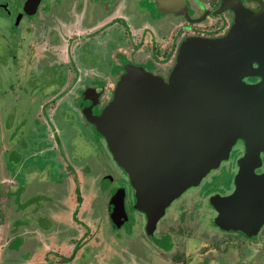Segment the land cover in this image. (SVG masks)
Wrapping results in <instances>:
<instances>
[{
    "label": "flooded vegetation",
    "instance_id": "flooded-vegetation-1",
    "mask_svg": "<svg viewBox=\"0 0 264 264\" xmlns=\"http://www.w3.org/2000/svg\"><path fill=\"white\" fill-rule=\"evenodd\" d=\"M260 11H264V0H0V81L9 82L4 90L1 87L0 91L4 94L0 97L10 98L25 91L27 98L35 100L32 108L36 111L32 116L30 132L28 130L23 138L26 140L24 144L22 138L14 141L17 134L11 132L12 126L7 128L9 142L1 137V133L0 140L8 144V150L13 149V145L18 146V149L33 146L29 157L41 161L40 167L33 170V180L39 178V172L49 178L45 191L55 194L56 198L58 196V203L60 182L69 173L74 176V180L79 182L74 191L78 202L74 215L79 209H85L92 198L96 199L92 185L96 191L105 194L114 189L108 194V202L93 210L94 214L97 211L102 217L101 222L99 217L96 218L97 223H92L95 237L102 241L99 245H93L94 253L101 251L94 255L90 264H148L149 258L143 255V242H152L157 251L155 254L168 257L171 261L168 264H264V142L261 139L238 138L218 168L211 170L198 186L185 190L166 207L150 235L146 229L150 217L146 209L137 204L136 197L145 188L135 187L130 180V171L133 173L136 169L137 176H142V179L155 176L148 170L151 167V155L135 156V151V154L126 157L137 163L128 165L129 169L124 164L121 166L108 146L107 137L97 133L94 125L86 119V114L98 115L101 112L113 99L115 89L126 78L125 75L134 69L166 82L177 76L174 73L178 65L183 63L182 71H186L182 73L185 87H192L193 78L204 79L207 90L201 95L202 101L205 97L206 102L210 103L219 96L215 93L216 89L219 90V86L215 85L217 79L234 80L238 77V71H241L237 67L239 63L252 65L244 69L247 75L244 80L257 84L263 77L258 76L263 70L258 71V60H240L237 63L226 57L192 58V47L188 45L194 42L192 40H222L239 28V38L244 33L253 34L264 30V20L258 22L247 19ZM237 44L239 42L234 46ZM261 63L264 64V61L261 60ZM31 83L36 86L32 87ZM234 86V82L230 84V87ZM68 87L70 90H67ZM174 92L176 95L177 90ZM189 94H192L191 88L186 89V96ZM224 94L230 95L231 90L220 95ZM65 95L67 98L62 101ZM13 99L12 102L17 98ZM59 99L60 102L52 104L49 110V103ZM4 101L8 103V100ZM172 108L176 110V106ZM206 108L207 111L209 108L224 111L214 104L204 106L203 110ZM140 109L144 110L145 107ZM63 114L67 117L60 125ZM155 120L156 124L160 123V115ZM74 123L86 128L94 146L106 145L109 164L105 162L103 167L111 169V162L113 170H91L87 163L76 160L67 144V131L62 128L64 124ZM145 125H137V129H142V136L135 139L133 133L127 142L138 144L159 141L158 135H145ZM152 132L155 135V130ZM48 135L53 138L56 149L54 145H48ZM60 147L64 158L70 162L65 167L67 173L60 170L63 166ZM145 148L142 146L137 150L144 151ZM113 172L127 180L133 202L129 201L126 186H114L117 176ZM85 173L89 175L86 181L91 183H85L80 177V174ZM0 175L14 178L1 179L0 187H10L11 191L6 196L9 200L13 197L14 203L20 201H15L12 191L17 186L21 194L23 188L18 179L23 177L22 180L26 181V176L21 173L15 175L13 170L12 173ZM105 179L112 183L104 187L102 182ZM159 183L158 180L156 184ZM118 195H123V207L128 216L120 227L118 225L126 215L118 203ZM47 198L49 200L43 203L45 210L49 206L48 202L55 200L50 195ZM129 202L139 212V226L133 235L115 236V233L124 231V226L131 218ZM144 206L149 209V213L154 211ZM104 214L106 218H103ZM57 217L56 212H51L48 217L50 223H47L50 225L41 228L39 233L34 231L30 223L19 224L15 221V227L19 225L20 230L10 237L5 252L10 257L4 259L3 264H43L40 262L41 251L34 252V249L36 242L42 240L40 237L46 235L51 244L45 246L55 247L61 260L69 263L79 258L81 246L78 242L74 243L72 253L67 254L66 245L56 244L53 235L49 234L57 225ZM152 237L162 238V241L156 243ZM165 238L171 240L169 244L164 242ZM24 239L29 248L18 259L17 252ZM128 239L138 241L142 249H135L133 243L122 248ZM182 240L188 241L186 250L178 249ZM48 264L56 263L50 260Z\"/></svg>",
    "mask_w": 264,
    "mask_h": 264
},
{
    "label": "water",
    "instance_id": "water-1",
    "mask_svg": "<svg viewBox=\"0 0 264 264\" xmlns=\"http://www.w3.org/2000/svg\"><path fill=\"white\" fill-rule=\"evenodd\" d=\"M263 12L255 13L247 19L261 22L264 20ZM240 33L239 28L222 40H192L194 42L188 46L192 47V58L226 57L237 63L240 60H258V71L263 68L258 76L263 77L257 84L244 80L247 76L244 69L252 65L239 63L237 67H240L241 71H238V77L234 80L217 79L215 85L219 86V90L216 89L215 93L219 96L213 98L215 102L210 103L206 102L205 97L202 101L201 95L207 90L203 84L204 79L193 78L192 87H187L192 89V94L186 96V82L182 78V73L186 72L182 71L183 63L178 65L177 72L174 73L177 76L166 82L134 69L125 75L126 78L115 89L113 99L98 115L86 114L87 121L94 125L96 132L107 137L108 146L121 166L124 164L129 169L128 165L137 163L126 157L135 154V151V156L151 155L148 156L152 159L148 170L155 176L142 179V176H137L136 169L133 173L130 171V180L135 187L145 188L143 192H138L136 197L137 204L145 208L150 217L146 228L150 235L153 234L157 221L164 215L166 207L185 190L198 186L211 170L218 168L238 138H257V141L261 139L260 141L264 142V64L261 63V60L264 61V30L253 34L244 33L239 38ZM238 42L239 44L234 46ZM230 73H234L232 69ZM233 82L235 86L230 87ZM187 84L190 86V83ZM175 90L176 95L173 94ZM230 90V95H220ZM160 100L163 102H159ZM213 104L224 111L213 108L203 110L204 106ZM173 106H176V110ZM144 107V110L140 109ZM157 115L161 118L158 124L155 120ZM142 121L146 124L145 135H158L159 141L138 144L132 142L135 145L127 142L131 140L133 133L135 139L142 136V129H137V125L144 124ZM154 130L155 135L152 132ZM142 146L155 151L147 148L138 151L137 148ZM201 163L203 164L199 166ZM158 180L160 183L156 184ZM116 198L123 207V195ZM144 205L154 211L149 213V209ZM122 209L126 215L124 207ZM127 219L126 215L118 227Z\"/></svg>",
    "mask_w": 264,
    "mask_h": 264
},
{
    "label": "rangeland",
    "instance_id": "rangeland-1",
    "mask_svg": "<svg viewBox=\"0 0 264 264\" xmlns=\"http://www.w3.org/2000/svg\"><path fill=\"white\" fill-rule=\"evenodd\" d=\"M1 86L0 90L9 83L8 81H0ZM32 87L36 86L35 83L30 84ZM2 87V88H1ZM67 90H70V87L67 88ZM62 91V90H61ZM2 94L3 91H0V96H3ZM14 102H12L14 99ZM67 98L65 95L62 99L64 101ZM4 100H8V103ZM6 102V104L4 103ZM60 102V99L58 101H55L53 103H49V110L52 104L57 105V103ZM35 100H31L27 98L26 92H22L19 95H15L10 98H4L2 99L0 97V133L1 137L3 139H6L9 142V131L7 130L8 127L12 126L13 134L16 133L14 137V141L19 139V138H24L27 135V132L31 129V124H33V115L35 114L36 111L32 108L34 107ZM5 104V107H4ZM36 110V109H35ZM51 113V111H49ZM67 116L64 114L61 116L60 120V125H63L62 123L66 119ZM5 128V129H4ZM64 131H67V138L68 143L70 146L71 152L74 154L76 160L78 162H84L87 163L88 166L91 168V170H101V172L107 171V170H113V166L110 162L111 169L104 168V163L106 162L109 164V157L107 156V150H105L106 145L104 144H97V146H94L93 142L91 141L92 139L89 137V133L86 130V128L82 127L80 124H70L66 125L64 124V127H62ZM6 130V131H4ZM93 134H95L92 131ZM11 134V133H10ZM29 136V133H28ZM48 137V145L55 146L56 149V144L53 141V138ZM23 139V144L26 142ZM65 139V140H66ZM33 146H28V149L23 148V149H18V146L13 145V149L8 150V144L0 140V174H8V172L12 173V170L14 171V174L17 175L18 173L24 174L26 176V181L22 180L23 177H19L18 181L20 182V185H22L23 188V194L19 193L17 186L13 188L14 194L13 196L15 197V201H20L14 203L13 202V197L8 198L9 195L8 192H10L11 189L7 185L5 187H0V264H3V260L10 257L5 254L7 247H8V242H10V237L12 234L17 233L19 229V225L15 227V221H18L20 224L21 222L30 223L34 229V231L37 233L40 232L41 228L49 226L50 223L48 217L50 216V213L56 212L57 214V219L55 222L57 225L53 228L50 235H53V238L55 239V243L59 245H66V253L71 254L72 249L74 246L75 242H78L79 245L81 246L80 249V257L77 258L73 262H66L64 260L60 259V255H58L56 252V248H48L45 245H50L51 241L47 240L46 236L45 237H40L42 240L40 242H36V246L34 249V252L40 250L41 251V259L40 262L43 264H48V261L52 260L56 264H90L92 260L95 258V254H100L101 250L93 252V245H99L102 240L99 238L95 237V230L93 228L92 223H97L96 218L100 217V222H101V215L96 211V213H93V210L95 208H100L103 207L104 204L108 202V194L110 192H113L114 189H112L110 192H100L96 191V188H93V196H96V199L92 198V201L87 204V207L85 209H79L77 214L74 215V211L78 206L77 199L75 198V188L77 183L74 180V176L71 175L70 173L67 174V177L64 179V181L61 183L60 182V203L57 202V198L55 194H52L50 191L47 192L46 187L49 185V181L47 177H43L42 174L39 172V178L37 180H33V177L35 175L34 169L40 167V162L37 159L34 160V158L29 157L31 154ZM61 147H63L61 145ZM60 147V154L63 158V166L60 168L61 171H65V167L67 166L68 163H70L67 159H65L63 156V149ZM64 148H66V145H64ZM102 153H104V156H102ZM97 154L99 156H97ZM54 160H56V155L54 157ZM60 157V161H61ZM5 164V165H4ZM13 164V165H12ZM10 168L12 170H10ZM45 168V167H44ZM43 168V169H44ZM112 172V171H111ZM114 173V172H113ZM116 177V181L114 183L115 185L122 184L123 186H126L128 188V197H130V188L128 186L127 180L124 177H118L117 173H114ZM22 176V175H21ZM80 177L84 179L85 183H91V181H86L89 178V175L85 173V175L80 174ZM11 177H5L0 175V180H5L8 179L10 180ZM14 179V178H12ZM104 182V183H103ZM102 182V185L106 187L107 185L111 184L112 182L108 179H105ZM121 182V183H120ZM8 183V182H7ZM56 184L54 183L53 186ZM54 187V189H55ZM7 188L8 190H6ZM51 189V188H50ZM53 189V191H54ZM87 192V190H86ZM97 192V195H96ZM55 193H58V191H55ZM50 195L51 199L48 203L49 206L46 208H43V203L46 200H49L47 196ZM59 199V198H58ZM96 200V204H95ZM133 199L130 197V202ZM128 203V208L130 209L131 213V218L129 222L126 223L124 226V231H119L118 234H114L115 236L121 237L125 236L127 234L133 235L140 223L139 219V212H137L132 206L131 203ZM87 203V200L85 199V205ZM33 207H35L33 209ZM36 208H39V210ZM48 208H51L49 211ZM42 211V212H41ZM98 215V216H95ZM103 218L105 217V214L103 215ZM60 219V220H59ZM59 221V223H58ZM17 223V222H16ZM23 225V224H22ZM95 226V225H94ZM39 227V228H37ZM15 230L13 231V229ZM25 230V229H24ZM107 230V229H106ZM31 235V234H28ZM125 239V238H123ZM153 241L156 243L161 242L162 238H156L152 237ZM167 240V241H166ZM74 241V242H73ZM128 244L124 243L122 244V248H125L129 243L132 246V243L134 244V248L137 250H141L142 247L138 243V241L133 242L131 240H127ZM171 241L169 238L164 239V242ZM122 242V241H121ZM188 242V241H187ZM187 242L182 240V245L178 247V249L181 250H186V244ZM144 243V256L145 258H149L148 264H168L170 263V259L168 257H163L156 255L157 253L156 250H154V247L152 245V242H143ZM164 248V243L162 244ZM170 246V245H168ZM28 243L27 240L24 239L22 242L20 249L17 252L18 259L23 255L27 250H28ZM124 251H127L124 250ZM33 252V254H34ZM146 253V255H145ZM144 256H140L139 258H143ZM25 260V258H23ZM133 262V260L131 259Z\"/></svg>",
    "mask_w": 264,
    "mask_h": 264
}]
</instances>
